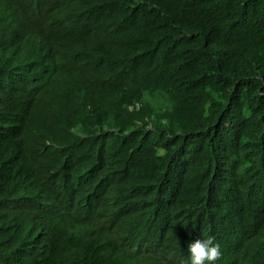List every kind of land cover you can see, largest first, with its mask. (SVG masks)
<instances>
[{"label": "trees", "instance_id": "trees-1", "mask_svg": "<svg viewBox=\"0 0 264 264\" xmlns=\"http://www.w3.org/2000/svg\"><path fill=\"white\" fill-rule=\"evenodd\" d=\"M188 206L264 264V0H0V264H127Z\"/></svg>", "mask_w": 264, "mask_h": 264}, {"label": "clouds", "instance_id": "clouds-1", "mask_svg": "<svg viewBox=\"0 0 264 264\" xmlns=\"http://www.w3.org/2000/svg\"><path fill=\"white\" fill-rule=\"evenodd\" d=\"M187 211L189 215H186L183 225H180V218L173 217L150 243L140 246L139 250L134 247L118 254L130 258L127 264H147V257L168 249H177L182 250L184 256L173 258L168 264H222L224 253L230 245L229 239L213 225L209 211H200L194 206H188ZM187 225L197 227V231L187 236L188 228H183ZM125 240L128 243L134 242L131 238Z\"/></svg>", "mask_w": 264, "mask_h": 264}, {"label": "rangeland", "instance_id": "rangeland-1", "mask_svg": "<svg viewBox=\"0 0 264 264\" xmlns=\"http://www.w3.org/2000/svg\"><path fill=\"white\" fill-rule=\"evenodd\" d=\"M157 100H153V104L161 109H166L170 107V101L167 99L166 95H156Z\"/></svg>", "mask_w": 264, "mask_h": 264}, {"label": "bare ground", "instance_id": "bare-ground-1", "mask_svg": "<svg viewBox=\"0 0 264 264\" xmlns=\"http://www.w3.org/2000/svg\"><path fill=\"white\" fill-rule=\"evenodd\" d=\"M2 51V50H1ZM136 107V106H135ZM8 170V169H7ZM34 216V215H33ZM35 217H37V215H36V213H35ZM11 221V220H10ZM11 223V222H10ZM13 223V222H12ZM18 230V229H17ZM1 239V238H0ZM36 243V242H35ZM36 245V244H35ZM157 246V245H156ZM155 246V247H156ZM155 247H153V248H155ZM24 256V255H23ZM40 258V257H39Z\"/></svg>", "mask_w": 264, "mask_h": 264}]
</instances>
